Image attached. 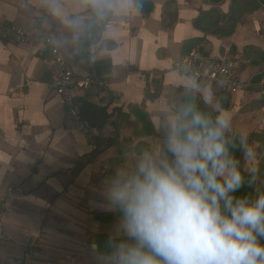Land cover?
<instances>
[{
    "label": "crops",
    "instance_id": "crops-1",
    "mask_svg": "<svg viewBox=\"0 0 264 264\" xmlns=\"http://www.w3.org/2000/svg\"><path fill=\"white\" fill-rule=\"evenodd\" d=\"M146 1L148 15L144 0H0V24L19 26L35 40L0 41V264H131L122 258L134 261L126 254L150 238L171 264L206 256L229 261L251 208L232 226L212 228L203 216L195 225L184 222L181 200L212 180L199 172L214 151L205 137L213 114L222 135L251 148L245 168L256 163L264 81L254 77L263 66L264 10L244 18L230 38L206 37L203 56L234 55L248 84L222 108L211 87L172 65L184 56L183 42L202 37L192 26L198 12L226 13L231 0ZM40 38L52 40L77 77L92 80L72 95L89 139L66 122ZM200 107L203 128L192 112ZM217 176L230 181L234 170L221 166ZM96 236L119 245L99 239L98 250Z\"/></svg>",
    "mask_w": 264,
    "mask_h": 264
},
{
    "label": "trees",
    "instance_id": "trees-1",
    "mask_svg": "<svg viewBox=\"0 0 264 264\" xmlns=\"http://www.w3.org/2000/svg\"><path fill=\"white\" fill-rule=\"evenodd\" d=\"M224 1L210 0L214 5ZM144 10L145 15L151 11V4L146 0H144ZM260 10H264V0H231L226 13L218 10L199 11L192 21V26L202 33V37L191 38L183 42L182 54L186 55L192 49H197L199 54L203 55L202 47L206 43V37H214L220 40L230 38L235 33L236 28L242 24L244 18L250 17ZM233 58L234 55L229 57V59ZM261 60L263 62L262 69L254 77L257 81H264L263 55ZM212 89L214 95L222 97L226 103L222 105V108H226L231 95L215 87ZM180 93L181 90H177L175 95ZM146 96L153 98L148 94ZM186 98L184 96L183 103L187 101ZM183 110H187L185 105H183ZM192 112L197 117V126L203 128L205 125V108H195L192 109ZM187 116L192 123H195V118L193 120L191 113H187ZM215 116V114L211 115L210 133L205 135V137L211 138L214 151L209 159L207 170L199 172L202 178L210 175L212 180L209 182L201 180L190 191V194L181 200L182 218L184 222L195 225L203 216L204 224L207 227L218 228L226 224L232 226L247 208H251V214H247L246 222L240 229V238L229 261L225 264H264V133L260 135L257 142L258 157L256 163L250 170L246 171L245 163L251 153V148L244 149L238 136L222 135L214 122ZM208 125L207 123L206 127ZM221 166L234 170V176L230 181H221L218 178L217 171ZM128 206L133 207L134 205L126 204L123 208ZM122 210L121 206L116 214L121 216ZM99 239L113 244L115 249L119 245L116 240H106L96 236L94 240L97 242L94 243H96L98 250L101 245V242H98ZM128 255L134 261H125L123 258L121 261L131 264H171L170 255L156 238H150L144 242L142 248L131 251L126 254V256ZM194 262L195 264H215L209 261L208 256L197 258Z\"/></svg>",
    "mask_w": 264,
    "mask_h": 264
},
{
    "label": "built area",
    "instance_id": "built-area-1",
    "mask_svg": "<svg viewBox=\"0 0 264 264\" xmlns=\"http://www.w3.org/2000/svg\"><path fill=\"white\" fill-rule=\"evenodd\" d=\"M0 41L16 45H31L35 42L24 29L10 24H0ZM38 42L41 50H47L53 60L55 71L52 90L64 109L66 122L89 139L91 132L80 120L78 106L72 95L75 90L87 89L92 80L77 77L50 38H40ZM172 70L179 75L189 76L199 86L215 87L231 96L248 89V84L240 79V62L237 58L206 57L200 55L197 49H192L173 63Z\"/></svg>",
    "mask_w": 264,
    "mask_h": 264
},
{
    "label": "water",
    "instance_id": "water-1",
    "mask_svg": "<svg viewBox=\"0 0 264 264\" xmlns=\"http://www.w3.org/2000/svg\"><path fill=\"white\" fill-rule=\"evenodd\" d=\"M151 83H152L156 88H158L160 82H159L158 80H153Z\"/></svg>",
    "mask_w": 264,
    "mask_h": 264
},
{
    "label": "rangeland",
    "instance_id": "rangeland-1",
    "mask_svg": "<svg viewBox=\"0 0 264 264\" xmlns=\"http://www.w3.org/2000/svg\"><path fill=\"white\" fill-rule=\"evenodd\" d=\"M254 156H255L256 158L258 157L256 154H254ZM248 162H250V159L247 160V163H248ZM245 169H246V170H250V169H248V167H246ZM251 212H252V209H251V211H250L249 214H251ZM246 214H248V213H246Z\"/></svg>",
    "mask_w": 264,
    "mask_h": 264
}]
</instances>
